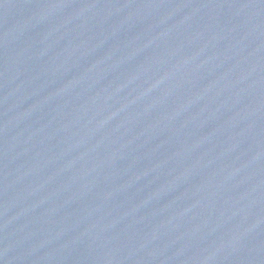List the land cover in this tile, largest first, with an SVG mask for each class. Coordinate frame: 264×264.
Masks as SVG:
<instances>
[{"label": "water", "instance_id": "1", "mask_svg": "<svg viewBox=\"0 0 264 264\" xmlns=\"http://www.w3.org/2000/svg\"><path fill=\"white\" fill-rule=\"evenodd\" d=\"M0 264H264V0H0Z\"/></svg>", "mask_w": 264, "mask_h": 264}]
</instances>
